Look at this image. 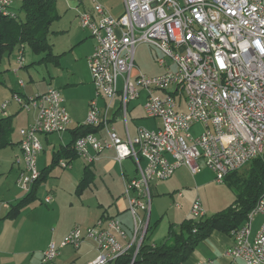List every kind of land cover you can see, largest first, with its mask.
<instances>
[{"label": "built area", "instance_id": "obj_1", "mask_svg": "<svg viewBox=\"0 0 264 264\" xmlns=\"http://www.w3.org/2000/svg\"><path fill=\"white\" fill-rule=\"evenodd\" d=\"M10 1L0 0L3 15H10ZM91 1L94 14L79 16L81 28L95 42L87 58L94 98L84 124L104 125L106 137H79L72 149L87 165L108 149L114 150L118 163L133 161L136 176L123 182L133 229L128 238L118 220L100 218L84 231L75 225L59 248L77 249L91 240L97 256L85 264H109L130 247L137 252L148 225L151 181H166L184 167L192 176L208 168L222 182L264 155V6L262 0H123V13L112 17L97 0ZM140 44L160 53L156 64L161 74L143 75L136 67L135 49ZM16 63L14 72L24 65L22 48L17 50ZM17 84L23 86L21 80ZM141 92L146 95V117L158 119L160 127H139L133 137L127 134L121 139L106 117L101 121L97 99H106V111L118 99L127 132V106ZM12 100L34 114L32 122L19 131L20 154L14 161L16 185L28 195L41 174L36 165L42 150L39 136L66 131L69 115L61 92L52 87L30 97L15 93ZM6 106L4 102L1 109ZM197 124L204 131L192 137L189 130ZM58 164L69 167L64 159ZM51 198L46 195L43 203L49 204ZM256 215L262 220L251 238ZM204 216L196 199L190 217ZM231 237L225 256L242 264H264V180L257 203ZM57 253L58 247L50 244L41 264H50Z\"/></svg>", "mask_w": 264, "mask_h": 264}, {"label": "crops", "instance_id": "obj_2", "mask_svg": "<svg viewBox=\"0 0 264 264\" xmlns=\"http://www.w3.org/2000/svg\"><path fill=\"white\" fill-rule=\"evenodd\" d=\"M97 1L112 17H119L124 11L123 0ZM262 5L264 6V0H262ZM56 9L59 14V19L49 26L51 34L48 38L51 45V53L54 57L47 61H41L42 58L37 59V61H35V59L32 60V63L35 65L40 62H47L54 69L52 73L48 70L49 72H47V75L49 81L43 91L28 94L25 90L24 83L22 87L18 86L17 82L20 81L19 75L21 71L25 70L26 73L29 72L26 69V62H24L22 68L14 72L18 68L16 63L17 49L14 50L12 54L4 56L0 62V91L4 92L2 98L9 99L11 97L9 101H4L7 102V106L4 110L1 109V105L4 102H0V118L11 117L13 134L11 139L13 145L9 147H15L11 160V170L14 167L15 158L20 154L19 131L31 123L34 117L32 111H25L19 104L12 100L13 94L17 93L21 97H30L45 92L49 87H54L61 92L64 98V104L69 115V123L66 131L60 134L53 133L51 135L39 136L42 150L38 154L36 165L41 173L49 169L47 166L49 162L52 163L54 155L59 149L65 148L73 142L74 137L72 135V130L84 124L83 122L80 123L75 121H79V119L85 121L90 105L89 102L94 98V87L87 66V58L93 52L95 42L91 38L89 32L81 28L79 17L80 14L84 12H89L93 15V3L91 0H56ZM53 43H67V46L56 50ZM23 54L25 55V49H23ZM157 68L160 69L158 66ZM159 74H155V76ZM145 97V93L141 92L139 98L132 101V103L141 101L142 98H144L145 101ZM96 103L101 121L106 117L107 125L112 127L121 139H126L127 134L129 137H133L136 134V129L139 128L137 122L142 119V117L132 116L130 117L131 123H129L128 114L135 111V107L131 105V102L127 106V132L118 110V99L111 103L107 111V101L105 98L100 97L97 99ZM143 105L142 109L145 114ZM96 127L98 128L94 135L99 140H103L106 137L104 125L98 124ZM158 127H160V125ZM158 127L151 130H156ZM64 160L68 161L69 166L73 161L69 159ZM129 161L132 162L134 166L133 161L129 158L118 163L115 160L114 150L108 149L100 152L96 160L92 164L87 165V170L91 176L90 181H94L98 176H104L106 179L103 183V189L99 190V193H97V189H94V191H92V189L88 190V196L93 197V202L96 204L97 209H94L93 206H85L83 202L81 206H78L77 202L85 197V192L82 193L81 190L79 199H75L73 195L70 194L69 196L61 195L59 192L52 193V190H49L46 195H51V202L44 205L43 200L46 197L45 195L43 199L39 200L38 206L32 207L34 204L33 201L37 199L36 192L40 183L35 189L34 199L22 208L18 217L15 219H8L6 215L10 207L21 200L25 194L22 191L14 194L13 191L5 187V181L0 179V264H41L42 254L47 247L50 244L58 246L59 242L74 227L73 223L77 222L87 229L94 225L102 216L103 218L108 217L118 220L122 228L126 231V236L130 238L132 236L133 225L131 216L127 210V201L123 197V182L135 177L136 171L134 167L133 175H130L129 172L127 173L126 169L123 168V163ZM38 164H40V166H38ZM198 174L192 176L186 168L180 167L174 172L170 179L162 181L165 182L162 186L151 188V196L157 197L166 193L171 199H174L176 204H178L177 201L185 203L188 201L189 196L188 193H184L183 191L187 189V184H189L190 179H193ZM118 176H120V181L117 180ZM17 177L18 175L16 178ZM16 187L18 188L17 185ZM19 190L21 189L19 188ZM179 193L180 196H178ZM3 198L5 200H3ZM196 199H198V197H195V200ZM152 203L151 201L150 211ZM178 206L179 207L176 208L180 209L181 206L179 204ZM29 207H32V209L28 211L31 214H27L28 212L26 211ZM64 209L72 213L71 219L66 220L61 216L60 213ZM141 216H143V214ZM148 223L150 224L149 217ZM119 240L122 244L127 242L121 239ZM152 243L158 244L155 242ZM231 244V235L213 231L206 239L198 244L183 264H242L239 260H232L225 256V252L230 248ZM96 256L97 250L94 242L85 240L79 248L74 249L71 247L70 251H64V247H58L57 258L51 263L54 264V261H56L58 262L57 264H85L93 260Z\"/></svg>", "mask_w": 264, "mask_h": 264}, {"label": "rangeland", "instance_id": "obj_3", "mask_svg": "<svg viewBox=\"0 0 264 264\" xmlns=\"http://www.w3.org/2000/svg\"><path fill=\"white\" fill-rule=\"evenodd\" d=\"M10 2L11 11L18 15V19H22L23 14H21L19 10L21 0H11ZM53 44L56 50H58V48H65L67 46V43ZM24 49V62H26L27 64L26 69L29 73H26L25 70H22L21 74L19 75V79L24 83L25 90L28 94L41 92L49 81V77L47 75V72H49L48 70H50V72L52 73L54 69L47 62H40L36 65L33 64V59L37 61V59L43 58L44 55H34L29 51L27 47ZM159 56L160 53L157 52L152 46L148 44H140L135 49V65L139 69V71L143 73V75L145 74L147 76H155V74L163 72L162 69L160 70L157 68L155 63V59ZM3 93V91H0V102L9 101L11 97L9 99H3ZM143 103H145L144 98H142L141 101L131 103V105L135 107V111L128 114L129 123H131L130 117L136 116L140 118L142 117V119L138 120L137 122L138 127L147 130H151L158 127L160 125L159 120H150L145 117V114L142 109ZM75 122L84 123L85 121L79 119V121ZM203 131L204 128L202 127V125L197 124L193 125L190 128L189 133L192 137H197ZM13 149L15 150V147L0 149V179L5 181L6 188L13 191L14 194H17V192H21V190H19V188H17L15 185V180L17 179L16 176L18 175V166L14 164V167L11 170V160L13 158L14 152ZM250 165V163L244 165L233 175L229 176L228 178H224L222 182H217L215 180L214 173L211 170H209L208 168H203L201 173H199L193 179H190L189 184H187V189L183 191L184 193H188V201L185 203L177 201L178 204L181 206L180 209L175 207L176 202H174V199H171V197L166 193L157 197L151 196V201L153 203L151 205V211L149 208L150 230L147 234V241L149 243H162L167 237L168 228L170 225L176 228L183 220L190 217V211L192 204L195 201V197H198L206 217H211L217 214L218 212L223 211L232 206L237 199V195L239 194V192H241V184L248 174ZM38 166H40V164H38ZM47 167L49 169L46 172L47 174L45 176V180L41 182L40 186L37 189V199L33 201L34 204L32 207L38 206L39 200L43 199V197L49 190H52V193L59 192L61 193V195H73L75 199H79V197L81 196V190L82 193L85 192V197H83L84 199H82L81 201L77 202L78 206H81V203L83 202L85 206H93L94 209H97L96 204H94L93 202V197L88 196V190L92 189V191H94V189H97V193H99V190L103 189L104 180H106L104 176L96 177L94 181H89L87 185L79 189L78 186L80 184L81 179L83 178L84 169L85 167H87V164H85L81 158L77 157L76 159H74L71 162V165L66 169H62L59 165L52 164L51 162H49V165ZM134 167L135 166H133L132 162L130 161L123 163V168L126 169L127 173L129 172L130 175H133ZM119 178L120 176H118L117 180H119ZM164 183L165 182L162 181H151L149 184V188L151 189L155 186H162ZM3 200L5 199L3 198ZM32 207H29L26 211H30ZM69 212L70 211H68L67 209H64L60 214L66 220H69L72 218V213ZM27 214L31 213L28 212ZM139 215L141 216L142 214ZM261 220L262 219L260 215H256V217L253 219L251 225V238L255 235L256 231L258 230L261 224ZM73 224L74 226H79L83 231L86 229L77 222ZM62 240L59 242V245L57 247L60 246ZM70 248L64 247V251H70ZM57 263L58 262L54 261V264Z\"/></svg>", "mask_w": 264, "mask_h": 264}, {"label": "trees", "instance_id": "obj_4", "mask_svg": "<svg viewBox=\"0 0 264 264\" xmlns=\"http://www.w3.org/2000/svg\"><path fill=\"white\" fill-rule=\"evenodd\" d=\"M19 10L23 14L22 19H18V15L11 11V6L9 12L13 16L0 13V62L4 56L12 54L14 50L20 48L23 50L26 47L34 55L43 54L41 61L53 58L48 38L51 34L49 26L59 19L56 0H21ZM97 128L85 124L77 126L72 130L73 142L55 153L52 164L57 165L61 158L69 160L76 158L77 156L72 149L74 141L79 137L95 134ZM12 135L11 117L0 118V149L13 145ZM250 164L248 174L241 184V192L237 195L232 206L211 217L186 218L176 228L170 225L166 239L159 244H151L147 241V234L150 230L148 223L137 252L136 247H130L123 255L109 264H130L132 260L134 264H183L198 244L213 231L231 235V232L245 222L247 215L254 208L262 192L264 155L254 159ZM46 172L42 171L40 178L28 195L10 207L6 218L15 219L18 217L22 208L34 199L35 189L45 180ZM236 172L226 177L228 178ZM90 180V173L85 167L78 188L81 189Z\"/></svg>", "mask_w": 264, "mask_h": 264}]
</instances>
